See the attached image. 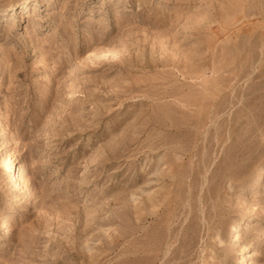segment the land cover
Wrapping results in <instances>:
<instances>
[{
  "label": "rangeland",
  "instance_id": "374dc122",
  "mask_svg": "<svg viewBox=\"0 0 264 264\" xmlns=\"http://www.w3.org/2000/svg\"><path fill=\"white\" fill-rule=\"evenodd\" d=\"M0 264H264V0H0Z\"/></svg>",
  "mask_w": 264,
  "mask_h": 264
},
{
  "label": "bare ground",
  "instance_id": "6f19581e",
  "mask_svg": "<svg viewBox=\"0 0 264 264\" xmlns=\"http://www.w3.org/2000/svg\"><path fill=\"white\" fill-rule=\"evenodd\" d=\"M8 168L6 167V170H7ZM10 170V169H9ZM16 180V179H15ZM13 198H15V197H13ZM23 198V197H22ZM24 199V198H23ZM13 200V199H12ZM16 202V201H15ZM8 223V222H7ZM5 226V225H4Z\"/></svg>",
  "mask_w": 264,
  "mask_h": 264
}]
</instances>
